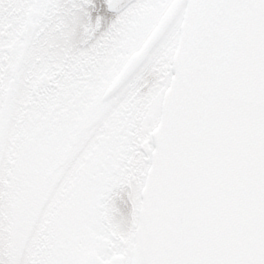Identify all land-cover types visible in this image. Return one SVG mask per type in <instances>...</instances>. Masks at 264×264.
Listing matches in <instances>:
<instances>
[{
	"label": "snow or ice",
	"instance_id": "6c2138e0",
	"mask_svg": "<svg viewBox=\"0 0 264 264\" xmlns=\"http://www.w3.org/2000/svg\"><path fill=\"white\" fill-rule=\"evenodd\" d=\"M0 264H264V0H0Z\"/></svg>",
	"mask_w": 264,
	"mask_h": 264
}]
</instances>
